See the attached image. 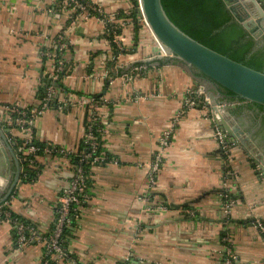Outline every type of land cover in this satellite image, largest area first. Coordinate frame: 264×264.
I'll return each mask as SVG.
<instances>
[{
	"label": "crops",
	"instance_id": "0c3cea01",
	"mask_svg": "<svg viewBox=\"0 0 264 264\" xmlns=\"http://www.w3.org/2000/svg\"><path fill=\"white\" fill-rule=\"evenodd\" d=\"M91 1L102 14L77 12L54 0H0V142L6 136L14 153L8 151L1 181H13L14 157L20 163V184L2 204L38 236L48 235L56 222L75 169L70 158L41 152V171L25 182L24 136L1 118L6 106H39L40 88L50 84L54 97L35 119V141L77 152L92 115L80 102L91 97L103 128L99 147L106 160L91 167L88 196L65 238L76 261L225 264L231 247L234 264H264V234L254 223L264 222V176L241 139L258 150L249 125L252 113L221 94L227 104L215 118L244 132L239 137L225 132L231 143L226 156L214 136L220 125L210 117L211 100L186 106L196 80L174 60L153 59L159 44L134 17L136 0ZM106 17H112L113 30ZM60 37V57L44 55L56 50ZM57 59L67 72L53 81ZM166 131L170 139L162 148ZM159 150L162 163L152 181L150 164ZM47 258L44 242L19 244L14 224L0 219V264H43Z\"/></svg>",
	"mask_w": 264,
	"mask_h": 264
},
{
	"label": "built area",
	"instance_id": "2783aa9c",
	"mask_svg": "<svg viewBox=\"0 0 264 264\" xmlns=\"http://www.w3.org/2000/svg\"><path fill=\"white\" fill-rule=\"evenodd\" d=\"M54 1L57 4L63 3L65 7L69 6L74 10L77 9L87 10V13L89 15L96 13L102 14V9L98 7L95 3H93L91 0H54ZM135 12L136 15L138 16V19L148 29H150L142 10L141 0L135 1ZM106 18L109 23V28L113 30V24H111L112 17L110 18L106 17ZM114 41L117 42V38H115ZM56 44L57 46L54 52L46 51L44 52V55L53 56L54 58L60 57V53L64 48V42L61 40V37L56 42ZM57 61L58 64H57L56 72L50 75L53 81L57 80L60 77V72L64 71L65 69V64L63 63V61L60 59H57ZM140 68H142V66L137 67V70H140ZM190 89H191L190 90L191 93L186 99V106L193 107V106H197L200 103L201 105L203 104L204 106L209 104V98L203 89L199 88L198 86L197 87L190 86ZM53 94H54V87L48 84L45 89V93L41 98V104L39 106L25 108V107L12 105V106L4 107V111L1 118L8 125L13 126L19 131H21L24 136L20 146L22 152L25 153V154L22 153L23 161H27L29 163H35L37 161V157H35L34 154L38 153L40 148L36 146L35 140L33 139V129L35 126V119L48 107V104L52 102L54 97ZM80 104H88V106L92 109L91 110L92 115L90 121L85 126V132L83 135V143L85 144L84 145L85 147L80 159L81 160L92 159L94 162H96V164H101L105 161L104 160L105 158L98 155L97 152L99 147V134L103 132V128L101 126L95 128L96 124L99 121L98 115L95 111L98 102L95 98L91 97L89 99L82 100ZM66 106H67V102H64L62 105H60L61 108ZM213 113L211 112L210 115L212 121H214L216 117L215 113L214 114ZM97 132L98 135H96ZM213 132H214V136L217 138L222 149L224 150L225 155L229 156L231 152V143L227 139V134L223 131L221 127H217V126H215ZM169 139H170V131L164 132V134L161 137L162 148L168 145ZM162 150H159L156 153L153 161L150 164L149 174L152 181L154 180L159 168L161 167ZM41 151L50 154L56 152L67 158H69L70 154L76 152L55 145L45 146ZM23 174L25 175V173ZM87 178L88 176L87 173L85 172L83 165L80 164L76 166V168L74 169L73 176L69 179L68 185L63 191L61 201L57 205L56 222L51 232L46 236L42 234L38 236L35 230H33L31 226L14 217L13 212L9 208H5L3 204H0V219L9 220L14 224L17 232V242L19 244L32 242L35 240L44 242L46 255L51 254V257L54 258L53 264H61L63 260L69 261L72 264H80L69 254L67 249L63 246V242H64L63 233L67 227L72 226L73 224L72 218L76 216V211L79 209V206L86 200L88 196ZM158 208H165V207L160 205L158 206ZM225 209L228 212H232L233 211L232 202L226 204ZM254 223L264 234V222L256 218ZM225 238L228 239V236ZM227 252L228 253L225 264H234L237 259L235 252L232 250L231 247L227 249ZM43 264H49V259L48 258L45 259Z\"/></svg>",
	"mask_w": 264,
	"mask_h": 264
},
{
	"label": "water",
	"instance_id": "95a60500",
	"mask_svg": "<svg viewBox=\"0 0 264 264\" xmlns=\"http://www.w3.org/2000/svg\"><path fill=\"white\" fill-rule=\"evenodd\" d=\"M233 17L248 31L256 40L264 42V7L259 0H223ZM142 10L147 20L149 28L157 39L159 46L154 49L153 59L174 60L184 67L194 78L195 86L203 89L212 102V110L219 113L226 103L219 100L221 91L219 85L231 90L237 98L257 102L264 106V71L252 68L243 62L237 61L192 37L182 30L166 13L162 0H141ZM196 72L204 74L196 75ZM212 88L216 90L213 92ZM238 102L234 99L232 105ZM227 104V103H226ZM227 106V105H226ZM224 109V108H223ZM224 132L234 136L244 132L234 126L232 129L224 118L216 119ZM8 130V129H6ZM248 146V154L257 160L264 176V153L254 150ZM8 151L12 155L13 149L6 136H2L0 142V204L4 203L19 185L20 163L14 157L16 170L14 179L9 184L4 178V167L9 163Z\"/></svg>",
	"mask_w": 264,
	"mask_h": 264
},
{
	"label": "trees",
	"instance_id": "16d2710c",
	"mask_svg": "<svg viewBox=\"0 0 264 264\" xmlns=\"http://www.w3.org/2000/svg\"><path fill=\"white\" fill-rule=\"evenodd\" d=\"M164 9L172 21L177 24L182 30L187 32L192 37L198 39L205 45L225 54L229 57L243 62L244 64L255 68L257 70L264 71V43L258 45L259 40L254 39L248 31L233 17L230 10L226 7L223 0H162ZM81 11L80 9L76 10ZM134 17L136 14L134 13ZM165 60H160V63H165ZM65 70V69H64ZM67 72V70H65ZM64 72H60L61 74ZM196 75L203 76L204 74L196 72ZM46 86L40 88V96L42 98L45 93ZM219 90L229 94L230 99H238L240 101L241 108L255 111L252 116L259 117V112L264 111V106L253 101L237 98V96L229 89L219 85ZM264 120V115L262 116ZM102 126L100 120L96 124L95 128ZM98 135V132L97 134ZM22 143V141L20 142ZM36 146L40 148L38 153L34 154L38 157L41 154V150L45 146L40 142L35 141ZM85 144L79 147L76 153L70 154L69 158L74 168L82 164L85 172L87 173V184L90 181V168L96 164L92 159L81 160L80 157L83 154ZM101 147H98V155L103 157ZM21 153H24L21 151ZM25 154V153H24ZM54 155L58 153L54 152ZM30 155V154H29ZM106 160V157L105 159ZM42 164L38 161L35 163L23 162V180L30 182V179L36 177L39 171H41ZM4 205V204H3ZM5 206V205H4ZM7 208V206H5ZM78 210L76 211V215ZM76 216H74L73 223ZM26 224H30L28 221H24ZM74 225V224H72ZM52 230V229H51ZM72 231V227H67L64 230L63 246L66 248L65 238ZM49 231L48 233H50ZM51 259V254L47 255ZM53 259L49 261V264H53Z\"/></svg>",
	"mask_w": 264,
	"mask_h": 264
},
{
	"label": "flooded vegetation",
	"instance_id": "af4514ba",
	"mask_svg": "<svg viewBox=\"0 0 264 264\" xmlns=\"http://www.w3.org/2000/svg\"><path fill=\"white\" fill-rule=\"evenodd\" d=\"M259 42L260 43H258V45L264 43L262 40H259ZM217 88L219 89V86ZM221 94L225 96H230L224 91H221ZM238 102L240 103L239 100ZM256 111L259 112V117H255L254 119L252 117L249 118L251 136L255 147L264 153V120L262 119V116L264 115V111H260L258 109H256ZM250 112L252 113V115H255L254 114L255 111H253L252 109L250 110Z\"/></svg>",
	"mask_w": 264,
	"mask_h": 264
},
{
	"label": "rangeland",
	"instance_id": "374dc122",
	"mask_svg": "<svg viewBox=\"0 0 264 264\" xmlns=\"http://www.w3.org/2000/svg\"><path fill=\"white\" fill-rule=\"evenodd\" d=\"M257 161V160H256ZM258 165H259V163H258ZM259 168H260V166H259ZM257 169H258V167H257ZM260 172H261V168H260ZM262 173V172H261ZM236 177V176H235Z\"/></svg>",
	"mask_w": 264,
	"mask_h": 264
}]
</instances>
